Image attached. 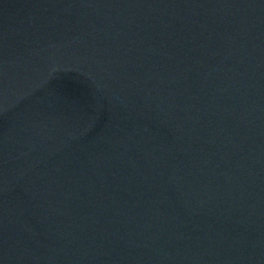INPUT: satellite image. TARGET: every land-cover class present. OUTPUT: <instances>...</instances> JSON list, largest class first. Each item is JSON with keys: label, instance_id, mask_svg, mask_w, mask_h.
Returning <instances> with one entry per match:
<instances>
[{"label": "water", "instance_id": "water-1", "mask_svg": "<svg viewBox=\"0 0 264 264\" xmlns=\"http://www.w3.org/2000/svg\"><path fill=\"white\" fill-rule=\"evenodd\" d=\"M0 264H264V0H0Z\"/></svg>", "mask_w": 264, "mask_h": 264}]
</instances>
